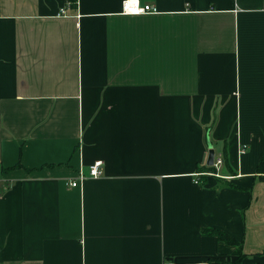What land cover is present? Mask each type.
<instances>
[{"label": "crops", "instance_id": "1", "mask_svg": "<svg viewBox=\"0 0 264 264\" xmlns=\"http://www.w3.org/2000/svg\"><path fill=\"white\" fill-rule=\"evenodd\" d=\"M124 1L0 0V264H264V0Z\"/></svg>", "mask_w": 264, "mask_h": 264}, {"label": "trees", "instance_id": "2", "mask_svg": "<svg viewBox=\"0 0 264 264\" xmlns=\"http://www.w3.org/2000/svg\"><path fill=\"white\" fill-rule=\"evenodd\" d=\"M66 1H68L69 3H71L73 5H76V3H77V0H66ZM224 154H225V152H224ZM261 155L262 156L260 157L259 164L257 166V170H258V174L261 175L260 180L264 181V152ZM223 163H225V165L228 164L227 151H226V154L224 155ZM204 170L205 171H203V172L216 173L214 167H207ZM230 186L235 187L234 185H230ZM204 233H206L210 236H216L224 244L235 247L234 256L236 259L234 261L228 262V261H225L223 259H214V260L210 261V264H245V260L247 258V255L244 253V243L237 241L230 234H227L224 231L219 230V229L205 230ZM258 264H260V263H258Z\"/></svg>", "mask_w": 264, "mask_h": 264}, {"label": "built area", "instance_id": "3", "mask_svg": "<svg viewBox=\"0 0 264 264\" xmlns=\"http://www.w3.org/2000/svg\"><path fill=\"white\" fill-rule=\"evenodd\" d=\"M122 12L123 14L135 16V15H144V14H149V12H157L156 8L153 7L152 5H143L140 0H125L122 5ZM66 13V7L62 8L60 11V15H65ZM223 164L222 159L216 158L214 161V167L216 170H219ZM103 162H96L94 165L89 167V175H86L84 172H81L79 175V181H74L70 185L73 187H77L78 183L84 181L87 178H100L103 176ZM215 174V173H214ZM200 175H213V173H204V174H197V176ZM166 264H173L172 262H167Z\"/></svg>", "mask_w": 264, "mask_h": 264}, {"label": "water", "instance_id": "4", "mask_svg": "<svg viewBox=\"0 0 264 264\" xmlns=\"http://www.w3.org/2000/svg\"><path fill=\"white\" fill-rule=\"evenodd\" d=\"M208 162L207 165L208 167H212L214 165V161H215V150L212 148V145L210 144V151L208 154Z\"/></svg>", "mask_w": 264, "mask_h": 264}]
</instances>
